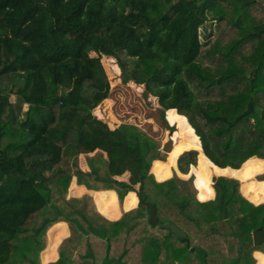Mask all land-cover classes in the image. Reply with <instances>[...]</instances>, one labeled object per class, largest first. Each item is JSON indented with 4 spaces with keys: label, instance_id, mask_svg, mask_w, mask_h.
<instances>
[{
    "label": "trees",
    "instance_id": "16d2710c",
    "mask_svg": "<svg viewBox=\"0 0 264 264\" xmlns=\"http://www.w3.org/2000/svg\"><path fill=\"white\" fill-rule=\"evenodd\" d=\"M140 86L164 127L175 126L167 162L152 171L165 178L180 153L178 171L193 166L195 179L149 172L165 158L148 134L163 131L154 116L148 133L99 121L136 116L123 104L141 109L132 97ZM170 108L178 114L164 117ZM130 155L142 162L137 190L115 178ZM263 159L264 0H0V264H41L59 221L70 233L48 264H96L99 250L105 264H126L135 249L141 264H263L253 252L264 242L251 236L264 226ZM212 174L213 198L197 200L195 186L199 199L213 194ZM73 176L113 189L119 204L136 191L137 206L109 221L90 194L68 196ZM56 226L44 260L63 235Z\"/></svg>",
    "mask_w": 264,
    "mask_h": 264
},
{
    "label": "crops",
    "instance_id": "0c3cea01",
    "mask_svg": "<svg viewBox=\"0 0 264 264\" xmlns=\"http://www.w3.org/2000/svg\"><path fill=\"white\" fill-rule=\"evenodd\" d=\"M168 110H172V111H174V112H176L174 109H172V108H170V109H163V112H164V117L166 116V111H168ZM177 113V112H176ZM178 114V113H177ZM180 117H182V118H184V116H182V115H179ZM166 119V118H165ZM167 121V120H166ZM167 123L169 124V125H171V126H173L174 127V130H175V126H174V124H172V123H170V122H168L167 121ZM163 129V128H162ZM174 130H172V131H174ZM172 131H170V130H168L167 128H165L164 127V129H163V131H162V134L161 135H159V140L160 141H162L163 140V138H164V136H165V133L166 132H168V133H171ZM194 132V131H193ZM168 139H170V136H169V138ZM166 142V141H165ZM198 142H199V139H198ZM172 145V144H171ZM199 145H200V143H199ZM163 146H164V144H163ZM191 149V148H190ZM185 150H188V149H185ZM185 150H183V151H185ZM197 150V149H196ZM96 151V150H95ZM94 151V152H95ZM99 151H101V150H99ZM182 151V152H183ZM198 151V154H197V160H196V163H197V161H198V158H199V155L200 154H203V152L201 151V148L200 149H198L197 150ZM94 152H92V153H94ZM102 153H103V155L105 156V153L103 152V151H101ZM169 152V151H168ZM168 152H167V154H166V156H165V158L163 159V160H160V159H154V160H152V162H151V165H150V168H149V172L150 173H153L154 174V179L155 180H157V181H162V180H165V179H167V178H169V177H171L172 176V172L173 171H175L176 172V174H178L179 176H182V178H186V177H184V176H190L191 174H193L192 173V168H193V166H190V169H189V171L187 172V173H185V174H183V173H180L179 171H178V169H177V167H176V160H177V157H178V155L180 154H178L177 156H176V158H175V161H174V165H172L170 168H169V171H170V174L168 175V176H166L165 178H163V179H157V177L155 176V173L152 171V166H153V164H154V162H156V161H158V162H167V160H168ZM204 155V154H203ZM205 156V155H204ZM128 157H130V158H128V159H126V161H125V164H124V166L126 165V170H125V172L124 173H122L121 175H119V176H116L115 178L116 179H118V180H124V181H127L129 184H131L136 190L138 189V179H137V176H138V174H139V172H140V170H141V168H142V162H141V160L139 159V158H137V157H133V156H128ZM261 159V158H260ZM264 160V159H263ZM80 167L82 168V169H86V170H88V167H87V165H86V163H80ZM230 169H232V168H230ZM264 172V171H263ZM215 175V174H214ZM215 176H218V175H215ZM211 178H212V176H211ZM253 179L254 180H257L254 176H253ZM211 180V179H210ZM259 181H264V180H259ZM210 184H211V181H210ZM241 184V183H240ZM74 186V188H73V190L71 189L72 187ZM211 186V188H212V185H210ZM196 190H197V192H196V198H197V200H199V201H206V200H208V199H211V198H213V196H214V189L212 188V190H213V194L212 195H210V196H208L206 199H199L198 198V189L196 188ZM102 192V191H109V192H112V194H113V203H112V207L111 208H108L109 210H111V212H112V216H110V215H107L106 213H104V212H102L100 209H99V207L97 206V204H96V201H95V195H94V193L95 192ZM240 192H241V194L248 200V201H250L249 200V198H248V196H246L243 192H242V189H241V187H240ZM131 193H133L134 194V196H135V203L132 205V206H130V207H125V205H124V203H125V200H126V198H127V196L129 195V194H131ZM83 194H90L91 196H92V199H93V202H94V205H95V208H96V211L99 213V214H101L104 218H106L107 220H109V221H114V220H117V219H119L121 216H122V214H123V212H125V211H128V210H130V209H132V208H134V207H136L137 206V203H138V193L136 192V191H129V192H127L125 195H124V197L122 198V202H121V204H119V202H118V199H117V194H116V192L113 190V189H106V190H90V189H87L86 188V186L85 185H83V184H78L77 182H76V177L75 176H73L72 177V180H71V182H70V185H69V188H68V196H72V197H79V196H82ZM111 194V193H110ZM251 202V201H250ZM261 202H264V201H261ZM261 202H259V203H261ZM251 203H253V204H255V205H257V204H259V203H254V202H251ZM59 224V225H58ZM55 225H57L56 227H55V230H56V232H55V234H58V233H63V235L59 238V241H58V243H57V245L55 246V248H54V250L53 251H51V253H50V256L48 257V256H46L45 257V260L43 259V256H42V253H43V251L45 250V249H47V247H48V244H49V230L51 229V228H53ZM69 228H68V225H67V223L66 222H64V221H59V222H57V223H55V224H53L49 229H48V231H47V244H46V247L42 250V252L40 253V262H41V264H48V263H53V262H55L58 258H59V254H58V251H57V247H58V245H59V243L62 241V239H64V238H66V237H68L69 236ZM255 253H261V254H263L264 255V253H262V252H260V251H254L253 252V256L255 257ZM101 255H99V254H97L96 255V264H105L104 262H102V259L101 260H99L98 259V257H100ZM108 264H114V263H108ZM257 264V263H256ZM264 264V263H263Z\"/></svg>",
    "mask_w": 264,
    "mask_h": 264
},
{
    "label": "rangeland",
    "instance_id": "374dc122",
    "mask_svg": "<svg viewBox=\"0 0 264 264\" xmlns=\"http://www.w3.org/2000/svg\"><path fill=\"white\" fill-rule=\"evenodd\" d=\"M94 52L99 56L100 60L102 61L103 66H104V69H105V71H106V73L108 75L109 81L111 83L112 80H113L112 79V74L110 73L109 68H108V65L105 62L104 56L102 55V52H100L98 46H95L94 45ZM121 80L123 81V77H121ZM123 82H125V81H123ZM140 89L141 90L138 91V92L137 91H132L133 92L132 97H133V100L135 102H139L140 103L141 109H139V108L136 109V107L131 106V104H127V105L126 104H123V105H125L124 107H127V109L131 108V110H135L136 116L131 117V118H129L126 121L125 120H119L115 125H112L107 118L99 119V121L102 124H104L105 126L107 125L111 129L117 127L120 123L134 124V125H137V126L141 127L143 130H145L148 133V130L150 128L148 126V120H150L151 116H154L156 118L159 126L164 129V124L161 122L160 116H159V107H157V108L154 107V103L151 101V99L146 94H144L145 91L142 88V86H140ZM130 92H131V90H130ZM171 133L166 132L163 140L160 141L161 142V150L164 152V156H166L167 152L170 151L171 150V147H172V145H170V149L168 151H164L163 150V144L165 143V141L168 140L169 136H171ZM105 134L107 135V133H105ZM148 134L149 135H152L153 137H156V138L160 139L159 136L156 133L155 134L154 133H151V134L148 133ZM125 170H126V165L123 167V169H120L121 174L124 173ZM173 174L177 175L181 179H188L190 177V176H188V177L187 176H184L186 178H182V176H179L178 174H176L175 171L172 172V175ZM152 175L154 176L153 173H152ZM192 175H193V177L195 179L194 174H192ZM211 176L213 177L215 175L212 174V175L209 176V181H211V184L210 185H212V178H211ZM254 177H255V175H254ZM194 179H193V184L195 186ZM240 187H241V184H239V188ZM195 189H196V186H195ZM196 192H197V190H196ZM97 200H99L100 202H102L103 205L106 206L107 208H111L112 207V203H113V194L112 193L111 194H103L101 192H96L95 193V201H97ZM129 201L132 202V204H134L135 203V196H130ZM100 244L102 245L103 242L102 243L100 242ZM103 248H104V246H103ZM118 252H119V249H114L113 248L111 250V255H109V258L116 259ZM97 254L101 255L100 257H98L99 260H101L102 257H104V253L102 252V250H99V252ZM124 259L126 261V264H141V262L139 261V257L137 256V250L136 249L133 250V251H131L127 256H125ZM256 263L259 264L258 261H257V259H256ZM157 264H160V263H157Z\"/></svg>",
    "mask_w": 264,
    "mask_h": 264
},
{
    "label": "water",
    "instance_id": "95a60500",
    "mask_svg": "<svg viewBox=\"0 0 264 264\" xmlns=\"http://www.w3.org/2000/svg\"><path fill=\"white\" fill-rule=\"evenodd\" d=\"M171 140L168 139L163 146L164 151H168L170 149ZM140 194H138V197ZM147 222L153 226L157 223V217L155 214V206L153 204H149L148 208V218ZM163 227H166L170 230V232L174 233L176 237L180 238L181 240H184L186 244H188V239L186 237V232L180 228H178L173 223H166V224H160ZM252 241L254 244H259L261 242H264V226H260L258 228H255L251 232Z\"/></svg>",
    "mask_w": 264,
    "mask_h": 264
},
{
    "label": "bare ground",
    "instance_id": "6f19581e",
    "mask_svg": "<svg viewBox=\"0 0 264 264\" xmlns=\"http://www.w3.org/2000/svg\"><path fill=\"white\" fill-rule=\"evenodd\" d=\"M171 140V139H170ZM171 144H172V140H171ZM169 150V149H168Z\"/></svg>",
    "mask_w": 264,
    "mask_h": 264
},
{
    "label": "snow or ice",
    "instance_id": "6c2138e0",
    "mask_svg": "<svg viewBox=\"0 0 264 264\" xmlns=\"http://www.w3.org/2000/svg\"><path fill=\"white\" fill-rule=\"evenodd\" d=\"M202 199H203V197H202Z\"/></svg>",
    "mask_w": 264,
    "mask_h": 264
}]
</instances>
